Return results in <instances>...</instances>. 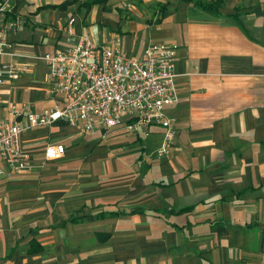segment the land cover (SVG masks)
I'll return each mask as SVG.
<instances>
[{"label": "crops", "instance_id": "crops-1", "mask_svg": "<svg viewBox=\"0 0 264 264\" xmlns=\"http://www.w3.org/2000/svg\"><path fill=\"white\" fill-rule=\"evenodd\" d=\"M206 1L222 15L184 0H11L14 60L26 73L6 86L2 115L11 103L53 108L61 97L46 93L48 66L32 56L83 36L119 41L131 57L175 45L179 101L167 107L177 126L168 156L157 154L156 126L150 144L109 139L135 143L98 172L78 149L102 142L101 126L25 131L36 169L0 177V264H264V0ZM51 138L66 147L60 159H45ZM136 154L147 164L124 189L102 181Z\"/></svg>", "mask_w": 264, "mask_h": 264}, {"label": "built area", "instance_id": "built-area-1", "mask_svg": "<svg viewBox=\"0 0 264 264\" xmlns=\"http://www.w3.org/2000/svg\"><path fill=\"white\" fill-rule=\"evenodd\" d=\"M10 2L0 0V58H10L0 63V103L6 86L26 73L14 60L18 52L11 35L17 33L21 21L10 15ZM176 56V46L167 42H152L142 56L131 57L122 52L119 41L98 45L85 36L74 46L32 56L48 66L51 80L46 93L61 98L43 111H32L26 103H11L5 115L0 113V158L5 165L0 167V177L33 167L31 154L22 146L25 131L59 122H67L83 134L101 126L105 133L124 129L144 138L160 126L164 134L157 153L168 155L177 133L167 114V107L179 101ZM65 152L63 143L50 142L45 159H60Z\"/></svg>", "mask_w": 264, "mask_h": 264}, {"label": "rangeland", "instance_id": "rangeland-1", "mask_svg": "<svg viewBox=\"0 0 264 264\" xmlns=\"http://www.w3.org/2000/svg\"><path fill=\"white\" fill-rule=\"evenodd\" d=\"M116 136H124V137L133 136L136 139V136L134 134L127 132L124 129H115L113 131H109L105 133V135L103 134V141L100 142L99 144H95V145L89 144L86 147H80V149H78L80 152L79 155L81 156L82 161H87V163L90 165V169H92L93 171H97V172L99 171L100 167L106 166V162H109L111 164L118 163L119 154H121L122 152H125V150L128 149V147H131L135 142H130V139L126 138L125 141L122 143L120 142L121 144H119L118 146L117 144L112 142V140L111 141L109 140ZM83 137L85 136L80 135L79 140L83 139ZM155 138H156L155 134H152L150 137L146 138L145 144L146 142L150 144L151 141L154 140ZM55 140H56L55 138H51L49 142H53ZM155 144H159V143H155ZM139 148L141 149V147ZM152 148L155 149V147H152ZM152 148L149 147L150 150H152ZM124 158L128 159L130 158V156L127 155ZM146 164H147L146 160H141L139 156L136 154L135 157L126 166V172L130 171L129 175H131V178L129 179L127 178L128 175L122 167L119 169L116 168L118 171H115L112 175L103 177L102 181L111 182L115 184L116 187L118 188L123 187L124 189L125 186L128 185L127 183L128 180H133L135 176H139L141 173V169H144V166ZM35 169H36V166L34 164L33 167L29 169V171H32ZM14 174H11V175H14Z\"/></svg>", "mask_w": 264, "mask_h": 264}, {"label": "trees", "instance_id": "trees-1", "mask_svg": "<svg viewBox=\"0 0 264 264\" xmlns=\"http://www.w3.org/2000/svg\"><path fill=\"white\" fill-rule=\"evenodd\" d=\"M184 1H187V2L194 1L197 6L203 8L204 10L211 13L212 15H215V16L222 15L219 9L220 4L218 2L206 1V0H184Z\"/></svg>", "mask_w": 264, "mask_h": 264}]
</instances>
